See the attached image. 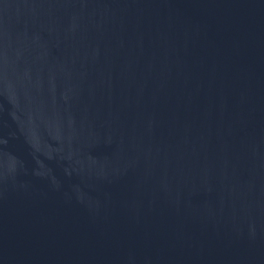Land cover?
I'll return each mask as SVG.
<instances>
[{
    "label": "water",
    "instance_id": "1",
    "mask_svg": "<svg viewBox=\"0 0 264 264\" xmlns=\"http://www.w3.org/2000/svg\"><path fill=\"white\" fill-rule=\"evenodd\" d=\"M0 264H264V0H131L0 174Z\"/></svg>",
    "mask_w": 264,
    "mask_h": 264
}]
</instances>
